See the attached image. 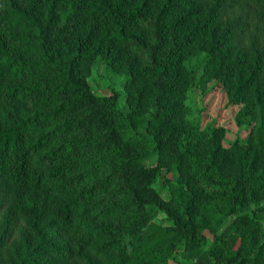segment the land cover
I'll use <instances>...</instances> for the list:
<instances>
[{
  "label": "trees",
  "instance_id": "1",
  "mask_svg": "<svg viewBox=\"0 0 264 264\" xmlns=\"http://www.w3.org/2000/svg\"><path fill=\"white\" fill-rule=\"evenodd\" d=\"M97 59L126 109L92 91ZM213 79L247 138L187 119ZM179 255L264 264V0H0V264Z\"/></svg>",
  "mask_w": 264,
  "mask_h": 264
},
{
  "label": "rangeland",
  "instance_id": "2",
  "mask_svg": "<svg viewBox=\"0 0 264 264\" xmlns=\"http://www.w3.org/2000/svg\"><path fill=\"white\" fill-rule=\"evenodd\" d=\"M196 59H192V64ZM196 76H199L197 73ZM123 75L113 73L107 69L105 64L97 59L92 67V71L87 80L92 91L98 95H109L116 91L118 94V103L121 109H126V89L124 88ZM186 108L190 109V114H187V119L200 126H205L208 122H213L216 125H222L225 129L223 143L228 145L237 136L247 138L248 134L253 130L255 119L250 120L249 114L242 118L243 122L238 125V111L242 106V102L227 103V93L221 83L217 79H213L203 86L193 85L187 91L185 101ZM146 164L155 165V155L146 160ZM172 172H165L164 168L160 170V175L156 180V186L162 190L164 195L169 194L170 188L164 177L170 176ZM233 215H227L223 221L222 229H225L229 222H231ZM158 224L166 223L163 213L159 212L155 218ZM204 236L211 240L213 238L212 232L204 228ZM209 246L208 243L205 245ZM168 264H191L188 259L179 255L175 259H169Z\"/></svg>",
  "mask_w": 264,
  "mask_h": 264
}]
</instances>
